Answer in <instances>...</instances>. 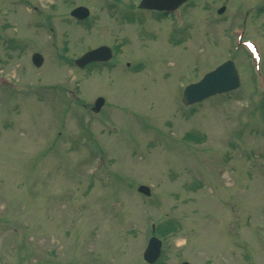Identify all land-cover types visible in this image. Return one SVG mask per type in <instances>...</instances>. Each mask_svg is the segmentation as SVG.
<instances>
[{
	"label": "rangeland",
	"instance_id": "obj_1",
	"mask_svg": "<svg viewBox=\"0 0 264 264\" xmlns=\"http://www.w3.org/2000/svg\"><path fill=\"white\" fill-rule=\"evenodd\" d=\"M140 1L0 0V264H146L150 235L153 264H264V88L229 36L252 2L189 1L176 20ZM262 20L248 37L264 54ZM102 44L113 63L74 66ZM229 59L240 88L182 107Z\"/></svg>",
	"mask_w": 264,
	"mask_h": 264
},
{
	"label": "water",
	"instance_id": "obj_2",
	"mask_svg": "<svg viewBox=\"0 0 264 264\" xmlns=\"http://www.w3.org/2000/svg\"><path fill=\"white\" fill-rule=\"evenodd\" d=\"M181 1L184 0H142L141 5L147 8L162 10L175 8ZM70 15L78 19H83L88 15V11L84 7H77L70 12ZM110 56L109 48L102 46L86 52L75 60L74 63L77 67L81 68L89 62L105 61ZM42 61L43 59L40 54H32L31 62L34 66L39 67ZM238 85V74L234 64L231 61H227L213 71L205 74L198 82L187 85L183 90L181 100L183 104L190 105L211 95L235 89ZM102 104L103 99L97 98L94 102L93 110L97 111ZM137 191L146 196L150 193L148 187L144 185L138 186ZM160 245L161 243L158 239L155 237L150 238L142 255L143 260L147 263H153L160 254ZM182 264L189 263L183 262Z\"/></svg>",
	"mask_w": 264,
	"mask_h": 264
},
{
	"label": "flooded vegetation",
	"instance_id": "obj_3",
	"mask_svg": "<svg viewBox=\"0 0 264 264\" xmlns=\"http://www.w3.org/2000/svg\"><path fill=\"white\" fill-rule=\"evenodd\" d=\"M189 1H193V5L195 7V3H194L195 0H188L187 2L181 4L178 7V9L176 10L180 14V17L184 16L183 7L186 6ZM213 1L215 2V0H213ZM225 1L231 2L232 0H225ZM250 1L252 3L246 4V5L245 4H241V5L239 4L240 6L236 5V7H234V8L232 7V3L230 4L231 8H228L226 5L225 6H223V5L218 6V7H216L215 11L213 12L212 18L215 17V14H217L219 9H223L222 10L223 12L224 11L228 12V11L235 9V11H237L238 14L235 16L230 15V22H232L231 27L237 26L238 21L241 20L243 23V26H244L243 34L245 36V35H247L245 30H246V28L248 30V27L250 26V24L252 22L251 21L252 16L255 14L260 15V14L264 13V0H250ZM136 7H138L139 12H143V13L146 12V13L152 15L153 17L158 16V18H161V19L170 18L171 16H173L176 13V11H174V12H158V11L147 10V9L140 8L139 5H137ZM112 9H114V6ZM135 9L136 8H132L133 12H135ZM263 24H264V20H262L260 22V24H259L260 28H262ZM231 43H232V41H231ZM111 51L113 53V58H115L113 47H111Z\"/></svg>",
	"mask_w": 264,
	"mask_h": 264
}]
</instances>
